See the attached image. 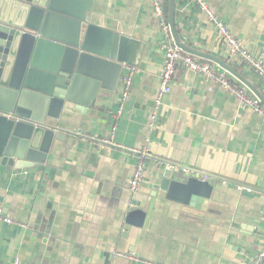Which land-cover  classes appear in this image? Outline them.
<instances>
[{
	"label": "crops",
	"instance_id": "0c3cea01",
	"mask_svg": "<svg viewBox=\"0 0 264 264\" xmlns=\"http://www.w3.org/2000/svg\"><path fill=\"white\" fill-rule=\"evenodd\" d=\"M207 1L233 35L264 58V0ZM175 2L183 44L227 62L264 97V81L228 59L207 15L187 0ZM93 12L103 27L146 43L113 135L118 147L102 141L112 139L119 88L100 92L79 127L71 121L65 140L53 141L44 172L0 169V211L15 222L0 221V264H252L264 247V119L179 65L152 123L164 57L151 1L94 0ZM144 147L151 159L141 188L156 192L167 163L215 180L201 222L183 218L178 203L150 197L145 226L124 236L133 196L128 182L138 162L130 150Z\"/></svg>",
	"mask_w": 264,
	"mask_h": 264
},
{
	"label": "water",
	"instance_id": "95a60500",
	"mask_svg": "<svg viewBox=\"0 0 264 264\" xmlns=\"http://www.w3.org/2000/svg\"><path fill=\"white\" fill-rule=\"evenodd\" d=\"M93 8L94 0H0V169L44 172L53 141L65 140L71 121L79 127L100 92L117 91L126 66L140 67L146 43L103 27ZM176 18V2L169 0L175 44L218 65L264 105L260 91L227 62L184 45ZM153 188L133 194L125 237L145 226L150 197L178 203L183 218L201 222L215 180L166 168Z\"/></svg>",
	"mask_w": 264,
	"mask_h": 264
},
{
	"label": "built area",
	"instance_id": "2783aa9c",
	"mask_svg": "<svg viewBox=\"0 0 264 264\" xmlns=\"http://www.w3.org/2000/svg\"><path fill=\"white\" fill-rule=\"evenodd\" d=\"M152 4L154 17L157 19L162 33V52L164 57L163 69L160 77V84L157 96L154 101V112L152 114V123L157 120L159 111L162 108L167 97L172 93L173 77L179 65L184 66L188 71L201 76L205 81L214 83L222 89L233 95L244 108L251 109L254 113L260 115L264 119V105L255 95H251L248 88L237 82L232 81L228 74L216 72L213 65L201 62L197 57L184 53L173 39L171 28L169 25V18L165 13V0H150ZM189 6H196L198 10L205 13L209 22L215 27L216 33L223 42L224 50L228 59L232 61H241L245 63L252 71H254L264 81V58L249 51L244 45L243 41L236 38L231 29L222 21V19L210 7L207 0H187ZM185 11L182 10V13ZM136 68L126 66L123 70L118 88L120 89L119 107L116 112L112 114L113 126L111 127L112 139L102 141L103 144H111L118 147L114 143V134L117 131L118 122L125 108V103L129 97L131 87L134 82ZM124 148V147H122ZM137 156L136 169L128 182V189L135 194L140 191L146 174L147 162L151 159L150 151L147 147L140 150H130ZM160 165H165L162 161H158ZM170 168L182 169L185 173L198 175L195 171L185 167H177L170 163L166 164ZM202 179L211 180V177L204 176ZM239 191L246 190L251 192L250 188L238 186ZM0 221L8 224L15 222L3 215L0 211ZM23 226V225H22ZM115 257L131 258L130 256H123L116 254ZM252 264H264V247L252 259Z\"/></svg>",
	"mask_w": 264,
	"mask_h": 264
},
{
	"label": "trees",
	"instance_id": "16d2710c",
	"mask_svg": "<svg viewBox=\"0 0 264 264\" xmlns=\"http://www.w3.org/2000/svg\"><path fill=\"white\" fill-rule=\"evenodd\" d=\"M164 8H165L166 16L167 18H169V0H165Z\"/></svg>",
	"mask_w": 264,
	"mask_h": 264
}]
</instances>
